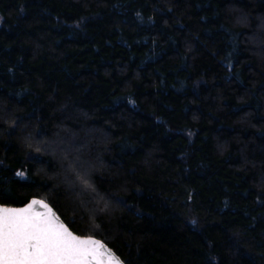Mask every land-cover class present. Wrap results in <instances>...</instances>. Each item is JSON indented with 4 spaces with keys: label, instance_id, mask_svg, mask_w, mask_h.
I'll return each instance as SVG.
<instances>
[{
    "label": "trees",
    "instance_id": "trees-1",
    "mask_svg": "<svg viewBox=\"0 0 264 264\" xmlns=\"http://www.w3.org/2000/svg\"><path fill=\"white\" fill-rule=\"evenodd\" d=\"M262 20L264 0H0L8 206L45 200L128 264H264ZM61 138L87 184L35 151Z\"/></svg>",
    "mask_w": 264,
    "mask_h": 264
},
{
    "label": "snow or ice",
    "instance_id": "snow-or-ice-1",
    "mask_svg": "<svg viewBox=\"0 0 264 264\" xmlns=\"http://www.w3.org/2000/svg\"><path fill=\"white\" fill-rule=\"evenodd\" d=\"M261 26L264 27V20ZM21 123L22 118L16 117L8 135H15ZM46 135V130L39 129L35 138L39 141ZM35 151L60 154L77 178L87 184L88 161L74 154L62 138L40 141ZM15 176L20 181L30 179L23 170L16 171ZM12 195L11 191L0 189V264H128L100 240L76 235L45 200L33 198L23 207H10L6 201Z\"/></svg>",
    "mask_w": 264,
    "mask_h": 264
},
{
    "label": "water",
    "instance_id": "water-1",
    "mask_svg": "<svg viewBox=\"0 0 264 264\" xmlns=\"http://www.w3.org/2000/svg\"><path fill=\"white\" fill-rule=\"evenodd\" d=\"M36 199H37V198H36ZM22 207H23V206H22ZM60 219H61V218H60ZM62 222H63V221H62ZM63 223H64V222H63ZM94 239H96V238H94ZM101 242H102V241H101ZM102 243H103V242H102ZM105 246L108 247L106 244H105ZM108 248H109V247H108ZM114 254H115V253H114ZM115 255H116V254H115Z\"/></svg>",
    "mask_w": 264,
    "mask_h": 264
}]
</instances>
